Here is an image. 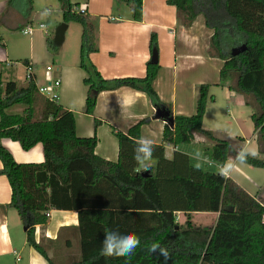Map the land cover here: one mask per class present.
Listing matches in <instances>:
<instances>
[{"label": "trees", "instance_id": "1", "mask_svg": "<svg viewBox=\"0 0 264 264\" xmlns=\"http://www.w3.org/2000/svg\"><path fill=\"white\" fill-rule=\"evenodd\" d=\"M115 1L129 7L133 20L140 19L141 0ZM58 2L60 20L81 26L79 67L85 73L82 82L86 86L81 112L92 113L98 92L127 86L144 92L155 111L164 110L171 117V127L163 125L162 143L185 147L194 135H201L211 145L201 151L207 159L203 156L202 168L195 170L196 159L179 150L165 158L163 145L155 144L154 166L137 173L133 157L141 122L125 133L112 130L117 158L104 160L94 153L95 137L75 135L71 111L41 97L33 81L20 86L10 80L3 82L0 75V137L17 142L24 151L35 144L42 148L40 162L19 163L0 146V175L10 189L7 205L16 211L27 245L53 264L34 240V227L45 225L50 211H74L79 254L69 264H264V203L241 212V229L232 240L218 236L222 226L194 228L188 217L184 226L175 221L176 212L188 215L219 209L225 178L215 167L236 155L228 141L201 127L206 101L213 99L208 94L211 85L246 97L245 106L255 104L250 120L258 152L264 153V0H167L184 26L201 15L212 31L208 55L222 61L217 84L199 86L195 112L189 116H171L169 105L158 99L152 87L157 63L147 62L142 77L102 78L87 59L95 50L90 19L74 10L78 4ZM7 5L28 7L30 0H7ZM242 43L245 49L230 55L231 48ZM148 46L156 51L153 32ZM14 104L24 106L21 114L5 112ZM245 164L264 169V159L249 156ZM106 229L134 233L140 246L128 257H104L100 248ZM153 244L167 250L168 258L159 250L150 251Z\"/></svg>", "mask_w": 264, "mask_h": 264}, {"label": "crops", "instance_id": "2", "mask_svg": "<svg viewBox=\"0 0 264 264\" xmlns=\"http://www.w3.org/2000/svg\"><path fill=\"white\" fill-rule=\"evenodd\" d=\"M68 1L83 8V14L90 19L93 25L95 50L88 53L87 59L102 78L142 77L150 57L151 51L148 42L150 34L153 32L156 41L158 68L152 81V87L158 99L169 105L171 116L192 115L196 108L199 86L201 84H217L218 71L222 61L208 55V39L212 31L204 25L201 15L196 16L190 25L184 26L176 16L174 7L167 0H141V17L139 20L131 18L127 5L117 3L115 0ZM32 2L33 0H30L28 7L18 6L17 8L8 6L7 0H0V23L10 19L11 25H13L15 20H19L20 24L17 25L19 30L30 24L29 13ZM44 14L50 15L49 7L44 10ZM57 20L55 21L56 24L63 22L60 19ZM69 24L70 22L66 23L65 30ZM53 30L54 28H52L50 41ZM64 32L60 44L65 41ZM80 36L81 32L79 44L72 54L71 52L68 54L67 62L61 59L62 52L57 51L53 54L57 65L54 71H52L51 65H45V67L50 66V70L46 72L44 67V73H41L39 80L37 73L33 71L34 82L36 81L38 84L43 83L46 73H49L52 78L59 79L56 103L72 112L75 135L78 137H95L94 153L104 160L115 161L117 158V141L112 130L125 133L130 126L141 122L138 137L147 136L152 138L155 144H162L165 158H170L173 150H179L187 154L190 159L203 160V156H195L194 153L201 146L203 150L211 144L201 135H194L193 140L185 146L186 148L162 143L161 134L166 122L155 117L154 107L148 96L142 91L127 86L100 91L96 94L92 113L81 112L86 86L82 82L85 73L79 67ZM5 53L3 62L6 61L7 50ZM32 60L30 57L22 60L23 70L27 63H30L33 68ZM5 63L0 65V75H2V70L6 71ZM24 74L25 70L23 78L18 83L16 80H12V70L7 69L3 82L10 80L17 85H24L26 83ZM213 88L215 86L211 85L208 92L212 91ZM209 95L211 94L209 93ZM239 102L240 100L236 103ZM23 109V105L14 104L6 108L5 112L7 114H21ZM94 120L98 121L96 125H94ZM201 127L206 128L203 117ZM210 131L215 138L228 141L236 152L247 146V139L244 136L233 135L227 131ZM250 135L255 139L253 126ZM236 139L237 143H235ZM0 146L5 148L16 162L29 163L42 160L40 144H35L32 148L24 151L17 142L0 137ZM262 157H264V153ZM205 158L207 159L206 156H204ZM234 159L235 157L230 156L226 161H233ZM154 164L155 160L152 159L151 167ZM245 167L242 169L243 172H248V176H256L257 182L252 183L254 189L247 188L231 176L225 179L221 190L219 209L216 212L189 213L193 215L189 221L194 228L209 227L210 224H212V229L217 225L222 226L217 234L224 240H232L240 232L241 212L253 204H261V194H264V169L253 168L250 165L248 166L250 168ZM236 169H239L237 165ZM258 175L262 176L259 180L257 179ZM251 190H256V193ZM9 198L8 182L4 175H0V264H49L32 247L27 245L19 218L15 210L7 205ZM238 209H242V211L239 212ZM176 214L181 215V217L184 215L180 212H176ZM184 220L185 218L179 220L178 223L180 221L184 223ZM76 224L74 211H50L46 224L34 227V240L36 242L54 243L59 233L65 231L64 243L68 244V235L70 234L78 246ZM47 255L52 258L49 252ZM52 263L58 264L53 261Z\"/></svg>", "mask_w": 264, "mask_h": 264}, {"label": "rangeland", "instance_id": "3", "mask_svg": "<svg viewBox=\"0 0 264 264\" xmlns=\"http://www.w3.org/2000/svg\"><path fill=\"white\" fill-rule=\"evenodd\" d=\"M31 6V11L29 13L31 23L26 25L30 26L33 29L31 35H23L20 32V30L18 29L19 26H17L20 24L19 20H15L13 22V25H11L10 19H8L7 22L0 23V65L7 62L4 64V68L6 69V71L7 69L12 70V80L14 79L18 83L19 81H21V78H23V59L28 57L33 59L32 70L37 73L39 80V76L41 75V73H44L45 65H51L53 67L52 71H54V68L57 66L53 57L54 52H62L61 59L64 62H67L69 59L68 54H70V52L72 54L79 44L81 26L76 22H70L68 28L64 32L65 41H63L61 44L54 45L51 43V41L50 43L48 42L49 39H51L52 28H54L58 24H56L55 21H58L57 19H60V4L58 0H33ZM48 7L50 15H45L44 10ZM39 24L44 25V30H46L48 35L44 34L45 31L38 27ZM6 50L7 58L6 61L3 62ZM6 71L2 70V81L4 79L3 77ZM230 83L233 84V80L230 81ZM213 86H215V88H213L212 91L208 92V94L210 93L212 95L213 99L206 101V106L203 113V121L206 127L205 129L209 131H227L228 133L233 135L244 136L247 139L248 147L257 148L256 140L250 135L253 126L250 120V112L252 111V108H256L255 104L252 106V108L245 106L244 101L245 99H247L246 97L242 96L241 94L232 93L227 89V87L217 85ZM231 95H233V97H231ZM239 100L240 102L236 103ZM206 141L210 143L209 140ZM235 143H237V139ZM199 150L202 151V146ZM258 158L264 159V157H262V154H259ZM237 166L239 167V169H235V171L231 174V177L236 179L237 182L246 186L247 188L250 189L251 187L254 189V187H252V183L256 181V176H248V172L242 171L245 166L247 168H250L252 166L248 167L249 165L245 163H237ZM215 169L218 170L217 167H215ZM260 177L262 176L258 175L257 179L259 180ZM251 191L255 192L256 190ZM261 195L262 196L260 200L262 203H264V194ZM237 211L241 212L242 209H238ZM185 216L189 219L193 215H182L181 217V215L176 214V223L184 226L182 221H180V223H178V221L183 220ZM211 226L212 224L209 225V227ZM64 232L65 231H61L59 233V236L54 243H45L39 241L46 253H50V257H52L50 259L58 264H68L69 262L71 263L72 261L78 259L77 254H79L77 251V242L74 238H71L70 234L68 235V244L66 245L64 243Z\"/></svg>", "mask_w": 264, "mask_h": 264}, {"label": "clouds", "instance_id": "4", "mask_svg": "<svg viewBox=\"0 0 264 264\" xmlns=\"http://www.w3.org/2000/svg\"><path fill=\"white\" fill-rule=\"evenodd\" d=\"M135 144L136 147L134 148L133 158L136 161L137 167L134 168V171L137 173L149 171L152 166L151 160L156 147L154 140L150 137L142 135L135 140ZM194 155L201 156L203 154L199 149H197ZM249 156L258 158V149L245 146L240 151L236 152L235 159L233 161H226L224 164L218 166V174L222 178H229L235 171L237 163H246ZM202 163H204V160L196 159V163L193 164L194 169L200 170L202 168ZM140 243L141 241L139 237L134 233H121L118 229H106L104 239L101 242L102 246L100 248V255L104 257H128L135 252V250L140 246ZM157 250L160 251L165 259L168 258L167 250L159 248V246L156 244H153L150 248V251Z\"/></svg>", "mask_w": 264, "mask_h": 264}, {"label": "built area", "instance_id": "5", "mask_svg": "<svg viewBox=\"0 0 264 264\" xmlns=\"http://www.w3.org/2000/svg\"><path fill=\"white\" fill-rule=\"evenodd\" d=\"M74 10L76 12H80V13H83V8H80V7H77V8H74ZM38 27L40 29H45L44 25L43 24H39ZM46 34V30H44ZM20 32L23 34V35H31L32 32H33V29L30 27V26H24L20 29ZM24 70H25V74H24V77H25V81L28 82V81H33L34 82V76H33V70H32V65L30 63H27L24 65ZM45 70L46 72H48L50 70V66H46L45 67ZM35 89L37 91V93L51 101V102H56V99H57V90H58V87H59V79L58 78H52L49 73H46L44 78H43V83L41 84H38V83H35ZM219 165H216V167L218 168ZM49 213H46V216H48ZM262 220L264 222V216L262 217Z\"/></svg>", "mask_w": 264, "mask_h": 264}, {"label": "water", "instance_id": "6", "mask_svg": "<svg viewBox=\"0 0 264 264\" xmlns=\"http://www.w3.org/2000/svg\"><path fill=\"white\" fill-rule=\"evenodd\" d=\"M66 28V23L65 22H60L58 23L53 30V36H52V44L54 45H59L60 42L62 41L63 38V32ZM245 49V45L239 44L238 46H234L230 50V55H236L237 53L243 51ZM149 63H156L157 62V56H156V51L155 49H152L150 52V57H149ZM155 117L162 119L166 124H168L169 127L172 125V119L168 115V113L164 110H157L155 111ZM24 229V227H23Z\"/></svg>", "mask_w": 264, "mask_h": 264}]
</instances>
